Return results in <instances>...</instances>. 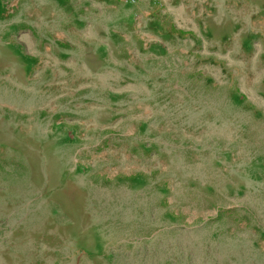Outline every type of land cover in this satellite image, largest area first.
I'll return each mask as SVG.
<instances>
[{
    "label": "rangeland",
    "instance_id": "obj_1",
    "mask_svg": "<svg viewBox=\"0 0 264 264\" xmlns=\"http://www.w3.org/2000/svg\"><path fill=\"white\" fill-rule=\"evenodd\" d=\"M0 264H264V0H0Z\"/></svg>",
    "mask_w": 264,
    "mask_h": 264
}]
</instances>
